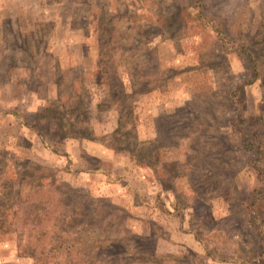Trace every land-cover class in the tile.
<instances>
[{"label":"rangeland","instance_id":"obj_1","mask_svg":"<svg viewBox=\"0 0 264 264\" xmlns=\"http://www.w3.org/2000/svg\"><path fill=\"white\" fill-rule=\"evenodd\" d=\"M0 264H264V0H0Z\"/></svg>","mask_w":264,"mask_h":264},{"label":"trees","instance_id":"obj_2","mask_svg":"<svg viewBox=\"0 0 264 264\" xmlns=\"http://www.w3.org/2000/svg\"><path fill=\"white\" fill-rule=\"evenodd\" d=\"M199 16H202L201 12H199ZM119 252H120V254H125L126 249H120ZM124 256H126V255H124Z\"/></svg>","mask_w":264,"mask_h":264}]
</instances>
